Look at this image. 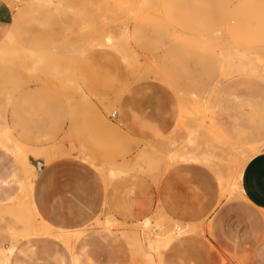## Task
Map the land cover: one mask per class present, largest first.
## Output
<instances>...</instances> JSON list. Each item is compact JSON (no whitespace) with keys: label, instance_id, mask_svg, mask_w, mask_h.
<instances>
[{"label":"rangeland","instance_id":"rangeland-1","mask_svg":"<svg viewBox=\"0 0 264 264\" xmlns=\"http://www.w3.org/2000/svg\"><path fill=\"white\" fill-rule=\"evenodd\" d=\"M0 3L12 12L0 23V46L9 34L15 43L0 57V120L40 166L32 184L36 229H26L12 202L0 204V242L11 249L7 260L0 250V264H141L147 248L139 221L147 216L188 227L161 251L165 264L239 263L213 233L218 215L242 237L260 225L243 198L220 194L213 168L231 174L235 164L225 170L216 158L215 167L182 155L202 152L207 142L218 147L207 136L208 118L231 130L246 124L251 95L264 96V80L252 71L220 75L216 45L233 42L264 57V4ZM256 131L264 139V129ZM21 173L0 148V197L18 190Z\"/></svg>","mask_w":264,"mask_h":264},{"label":"crops","instance_id":"crops-1","mask_svg":"<svg viewBox=\"0 0 264 264\" xmlns=\"http://www.w3.org/2000/svg\"><path fill=\"white\" fill-rule=\"evenodd\" d=\"M264 4V0H257ZM77 14L84 20L89 19L88 16L80 9L77 8ZM12 18V12L7 4L0 3V23H8ZM218 32V31H217ZM105 41H111V34H105ZM218 47V66L221 76L228 75H243L246 72L252 71L256 73L262 80H264V74L257 72L258 58L262 57L259 53H253L249 50H243L236 48L233 42H224L219 44ZM14 35L9 34L7 41L0 46V57L12 53L14 50ZM255 56V57H254ZM253 100L252 111L245 116L244 120L246 124L235 122L231 127V130H222L211 118L212 125L216 131L226 140L237 144L238 146L259 145L260 150L253 153L251 157L246 161L242 169L238 193L235 195L244 199L246 205H248L255 212V217L259 220L260 225L254 223V225L246 233H236L234 230L230 233L229 229L225 226L224 218L222 215H218L215 219L213 226V233L215 235V242L218 248L226 249L232 253H235L240 260L239 263L234 264H264V228H261V224L264 223V139L260 137L256 130L264 129V96L251 95ZM18 141L12 133L11 128L2 123L0 120V148L11 154L16 162L20 163L16 154L10 150L9 145H4L2 141ZM196 160V159H183ZM200 161V160H196ZM202 162V161H201ZM204 163V162H203ZM206 164V163H205ZM22 166V164L20 163ZM214 176L217 180V184L220 188L218 177L214 172ZM24 180V169L22 166V173L17 177L18 190L15 193H6L3 197H0V204L5 205L15 202V197L22 189V182ZM35 180V179H34ZM21 188V189H20ZM221 194V188H220ZM228 196V195H227ZM31 201L32 200V188H31ZM35 208V206H34ZM36 210V209H35ZM37 214L38 211L36 210ZM258 220L256 222H258ZM181 235V234H179ZM174 236L167 246L171 243ZM245 236L247 238L245 239ZM247 247H244V244ZM166 246V247H167ZM165 247V248H166ZM164 248L159 249V253L151 250L152 259L147 258L145 252H143V262H165L162 258L161 251ZM0 250H5L3 244L0 242ZM248 253V259H243L244 254ZM6 260V259H5ZM204 262H209L208 259ZM247 262V263H246ZM165 264V263H164Z\"/></svg>","mask_w":264,"mask_h":264},{"label":"bare ground","instance_id":"bare-ground-1","mask_svg":"<svg viewBox=\"0 0 264 264\" xmlns=\"http://www.w3.org/2000/svg\"><path fill=\"white\" fill-rule=\"evenodd\" d=\"M129 57H130V55H129ZM257 62H258L257 69H256L257 72L264 74V57L258 58ZM202 115H203V113H202ZM208 119L211 120L210 118H208ZM200 126L206 128V126H204V120H202V121L200 120ZM207 129H208V131L206 129H204V131L208 132L207 136L210 133L211 140H213V142H216V144H218V147H215L214 144L207 142L206 143L207 147H206V149L203 148L204 150H202V152L194 153V152H190L188 150L189 152L185 151L187 153L183 152L184 155H182V158L183 159L200 160V161L206 163L207 165L213 163L214 166L217 163L212 162V159L216 158L217 160H220L223 163V165H227L225 170L228 168V165L230 163H234L235 168L233 170V173H231V174H226V172L224 170H222V168H220V167L213 168V169H214V172H215L216 176L218 177V180L220 183L221 195H233L234 193H238L239 181H240V177H241V173H242V169L244 167V164L249 159V157H251V155L253 153L260 150V146L259 145L238 146L237 144L232 143V142L224 139L216 131V129L212 125L211 121L207 125ZM200 130H203V129L200 128ZM188 131H189V135L187 138V142L188 143H194V137H195L194 135L196 132H193V130H191V129ZM2 143L4 145H9L10 150L16 154L17 158L19 159V161L22 164L23 169H24V180H23L22 186H21L22 189L20 188L21 191H19V193L16 195L15 202L12 201V205H10L9 208L16 210L18 215H21V216L26 218V220H27L26 229H33L34 230V229H36V225H37L36 222L40 221V220H39L38 214H37V212H36V210L32 204V201H31V188H32V184L34 182L35 176H36V174L34 172V168H37V167L40 168L39 162H35V161L30 162L27 151L25 150L24 146L21 145V143L19 141H8V140H6V141H2ZM203 145H205V144H203ZM203 145H201V146H203ZM176 152L178 153V151H176ZM149 162H151V161H149ZM153 164H155V163H153ZM153 166H155V165H153ZM209 166H211V165H209ZM96 167H97V165H96ZM150 167H152V166H150ZM102 168H104V166H102ZM110 168L111 169H109L110 170L109 173L111 172V173L115 174V172H114L115 168H112V165L110 166ZM101 171H102V169H101ZM120 172H122V171L120 170ZM114 174H112L111 176H115ZM107 220H109V219H107ZM139 224H140L139 241L142 244H144L146 246V248L148 249L145 252V254H146L147 258H149V259H152L151 250H154L156 253H159V249L165 248L174 236H177L179 234H183L188 230L187 226L182 225L179 222H175V223H173L172 226H168V225L164 224V221L162 218L161 219L160 218L151 219L148 216L145 217L141 222L139 221ZM5 250H7V251H5ZM5 250H2V253L4 254L5 259L7 260L8 259V252L11 249L9 248V249H5ZM143 264H164V262H159V261L158 262H152L151 261V262H143Z\"/></svg>","mask_w":264,"mask_h":264}]
</instances>
